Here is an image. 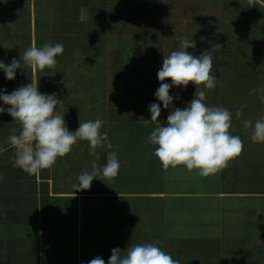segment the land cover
<instances>
[{"label":"crops","instance_id":"obj_1","mask_svg":"<svg viewBox=\"0 0 264 264\" xmlns=\"http://www.w3.org/2000/svg\"><path fill=\"white\" fill-rule=\"evenodd\" d=\"M252 12L255 29L243 32ZM177 36L195 39L189 51L196 55H212L217 87L205 103L230 110V131L244 142L238 157L207 177L182 165L163 169L147 143L157 72L178 50ZM57 42L64 51L55 67L17 70L12 81L0 71V89L32 81L41 93H56L70 131L99 116L112 150L118 146L120 170L75 191L77 177L112 151L90 155L81 140L29 175L15 166L8 143L20 124L0 114V264H88L97 256L107 264L112 249L140 243L157 244L180 264H264V144L253 143L242 123L264 116L250 95L264 87V0H0V60ZM196 88L174 86V107H185ZM161 107L166 124L170 110Z\"/></svg>","mask_w":264,"mask_h":264},{"label":"clouds","instance_id":"obj_2","mask_svg":"<svg viewBox=\"0 0 264 264\" xmlns=\"http://www.w3.org/2000/svg\"><path fill=\"white\" fill-rule=\"evenodd\" d=\"M178 50L164 56L162 65L157 72L160 86L154 93L158 103L148 107L150 121L155 123V129L147 139V143L155 146L154 156L163 169L184 166L189 171L198 170V175L207 177L226 168L228 163L238 157L244 148V142L238 135H233V113L224 107L209 106L205 103L209 90L217 87V76L211 75L213 57L209 52L196 55L190 49L196 48L195 39L176 37ZM63 43L44 44L41 47L30 46L20 54L19 59L10 63L0 60V71L5 79L12 81L17 76V70H40L53 68L57 65L56 57L62 55ZM171 80V83L165 81ZM197 86L194 98L183 108L174 107L173 101L179 100V94L170 95L174 87L186 89L189 83ZM203 87H199V86ZM250 95H258L264 104V87L250 91ZM0 114L7 112L13 121L20 124L18 134L13 129L8 143L15 149L14 164L29 175H37L42 169L51 168L58 158L72 151L78 141H87L89 154L95 155L97 148L113 149L108 133L101 131L105 121L99 116L94 120L79 121L75 131H70L65 123V113L60 105L63 103L56 93L44 94L39 91V84H25L13 90L0 89ZM163 109L170 110L166 124L159 117ZM244 105L234 114L240 120ZM245 128H251V141L264 144V116L254 123L243 120ZM118 146L109 151L106 163L97 166L93 163L91 171L81 173L75 191L87 190L97 177L111 179L118 175L120 163ZM0 180L3 177L0 176ZM102 180V179H100ZM88 264H105L104 259L97 256ZM107 264H180L170 254L163 251L155 243L130 244L125 250L116 247L111 250Z\"/></svg>","mask_w":264,"mask_h":264},{"label":"rangeland","instance_id":"obj_3","mask_svg":"<svg viewBox=\"0 0 264 264\" xmlns=\"http://www.w3.org/2000/svg\"><path fill=\"white\" fill-rule=\"evenodd\" d=\"M222 13H225V11L222 10ZM224 15H225V14H224ZM224 15H223V17H225ZM231 15H233V13H230V12H229V13L226 15V17L228 16V18H230ZM248 20L251 22V25H250L249 27L244 25V26H243V27H245L244 30H243V28H240V29H242L243 32H246L248 28H249V30L252 29V31H253V30L255 29V27L252 25V23L254 24V23H256V21L258 22V18H257V16L255 15L254 12L251 13V17H249ZM178 27H180V25H179ZM251 27H252V28H251ZM217 28H218V29H221V26H217ZM256 28H257V27H256ZM245 40H246V39H243L242 42H245ZM228 58H230V57H228ZM234 59H235V58H234ZM228 61H230V60H228ZM147 73H149V72H146L144 75H148ZM255 113H257V110H256V109H255ZM242 117H243V116H242ZM205 235H207V233H206ZM229 235H230V234H227L226 237H229Z\"/></svg>","mask_w":264,"mask_h":264}]
</instances>
